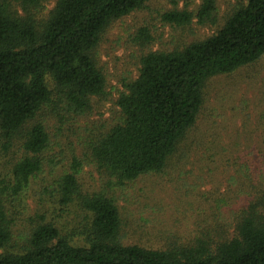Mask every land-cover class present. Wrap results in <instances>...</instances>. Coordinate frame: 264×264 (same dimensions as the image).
I'll list each match as a JSON object with an SVG mask.
<instances>
[{
    "label": "trees",
    "instance_id": "trees-1",
    "mask_svg": "<svg viewBox=\"0 0 264 264\" xmlns=\"http://www.w3.org/2000/svg\"><path fill=\"white\" fill-rule=\"evenodd\" d=\"M46 1L0 0V151L19 145L24 152L12 179L0 180V264H264V168L258 174L249 166L255 155L264 160V149L247 147L226 159L251 181L248 205L232 212L231 223H206L189 240L170 237L159 248L125 244L117 200L106 189L84 190L77 156L43 192L60 207L77 203L89 217L85 230L66 235L46 211L22 222L14 202L44 171L52 142L44 116L63 122L92 112L94 98L107 93L96 55L102 34L149 0H57L40 18ZM215 11L216 0H204L197 16L204 23ZM163 20L184 26L192 13L174 10ZM263 58L264 0H247L212 36L145 54L138 77L116 101L118 123L91 143L107 186L162 173L198 125L208 84Z\"/></svg>",
    "mask_w": 264,
    "mask_h": 264
},
{
    "label": "rangeland",
    "instance_id": "rangeland-1",
    "mask_svg": "<svg viewBox=\"0 0 264 264\" xmlns=\"http://www.w3.org/2000/svg\"><path fill=\"white\" fill-rule=\"evenodd\" d=\"M56 2L47 0L40 18L47 16ZM203 2L149 0L141 9L107 27L96 51L98 65L107 78V93L94 98L93 110L86 116L63 122L55 114L44 116L52 142L45 153L44 171L33 180L21 202H14L22 222L46 211L66 235L85 230L89 217L77 203L60 207L43 192L44 187L53 185L69 171L75 156L84 161L79 176L84 190L93 193L106 189L117 200L124 221L125 244L159 248L170 237L189 240L206 223L215 228L216 221L220 225L231 223L232 212L248 205L251 181L237 172L240 165L234 167L226 159L238 151L245 153L247 147L264 149V58L257 65L208 84L198 125L162 173L143 175L125 186L109 187V177L91 159L93 139L118 123L116 101L125 91V84L138 77L145 54L183 48L212 36L237 7L247 4V0H216L215 16L202 23L197 14ZM174 10L192 13V22L179 26L164 21V14ZM143 29L146 37L140 36ZM23 154L19 145L11 151H0V180L12 179L13 165ZM255 156L249 166L260 174L264 160ZM235 174L237 180L233 179ZM217 208L220 212L215 211ZM219 213L223 219L215 220Z\"/></svg>",
    "mask_w": 264,
    "mask_h": 264
}]
</instances>
